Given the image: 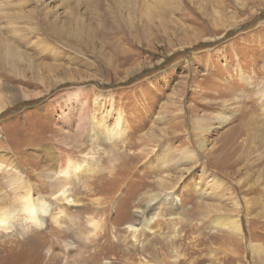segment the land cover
<instances>
[{
    "label": "rangeland",
    "instance_id": "1",
    "mask_svg": "<svg viewBox=\"0 0 264 264\" xmlns=\"http://www.w3.org/2000/svg\"><path fill=\"white\" fill-rule=\"evenodd\" d=\"M0 52L9 62L0 64V153L42 194L37 174L52 167L43 157L50 148L92 166L69 183L58 222L55 205L42 227L15 213L0 238V264H53L57 248L77 264L67 249L94 246L85 237L88 215L107 222L95 264L153 262L155 238L170 243L153 254L165 264H264V0H0ZM92 110L114 127L121 111L123 139L90 144ZM219 111L227 114L222 126L204 121L209 130L191 132L194 116ZM187 146L195 160L181 171ZM180 171L169 189L163 181ZM165 196L176 204L172 214L160 203ZM146 203L162 206L127 228L124 218ZM222 215L240 232L212 224ZM123 235L137 247L131 259L101 254L120 248Z\"/></svg>",
    "mask_w": 264,
    "mask_h": 264
},
{
    "label": "bare ground",
    "instance_id": "2",
    "mask_svg": "<svg viewBox=\"0 0 264 264\" xmlns=\"http://www.w3.org/2000/svg\"><path fill=\"white\" fill-rule=\"evenodd\" d=\"M0 64L4 66H9V62L7 61V56L3 52H0ZM241 75L243 77L245 76L244 74H241ZM258 93L261 97L264 98V81H263V84L260 87H258ZM99 95L100 94H97L96 96L98 97ZM99 99H96L97 103L101 102ZM78 105H80V102L78 103ZM219 112L213 114V116L206 118V119L204 117L194 116L191 120V124H192L191 132H193V134L196 135V133L199 130L200 131H204L206 129L209 130V127L204 128L201 126V124L204 123V121L208 123H210L209 121H213V122L216 121L218 125L222 126L223 123L227 119V114L224 113L223 111L222 112L219 111ZM263 115H264V110H263ZM84 116L81 115L82 120L85 119ZM122 117H123L122 112L121 111L117 112L116 117H115V124H114L115 127L108 126L104 122H99L98 119H96L95 117L94 110H92L91 113L88 115L87 124H86L87 127L85 128L87 130L89 140L92 141L90 142V144L96 143L98 145H101V144H104V142L107 140L123 139V128L121 124L123 120ZM262 129L261 130L264 131V127ZM204 145H205L204 139H199L197 142V148L202 149ZM51 151H52V148H50V153H47V154L44 153L45 155L43 154V157L44 158L47 157L46 159L48 160V162L52 163V167L46 170L43 169L41 173L37 174L38 177H42V183L43 185H46V188L48 189L45 192L46 194L35 193L34 184L29 181V178L25 174L24 170L20 167V165L16 162V160L13 158V156L9 152L0 153V169L3 170L2 176H3V185H4L3 188L0 187V238H1L3 231H7L11 229L12 223L15 217V213L17 212L22 213L25 219H27L29 222L33 223L37 227H42L44 225L45 214L47 212V208L49 205L57 206V208L55 207L56 211H54V213L51 216V219L53 221L58 222L57 220L63 216V212L65 209L62 208L60 204L62 201H67V202L70 201L69 183L72 181V179L77 178L87 168L83 169L84 167L83 164L85 162L82 159L78 158L77 156H72L70 154L63 153L60 150H53V152ZM161 155L157 157V160L158 161L160 160L159 161L160 164L162 163ZM193 155H194V152L188 146L185 147L183 150H181L179 160H181L183 164H185V167L182 168L181 171L189 170L190 167L187 165L192 164L193 161L195 160V158H193ZM87 170L88 171L92 170V166H88ZM121 171L122 170H118L117 172H115V174L113 173L115 176L109 177L108 179L109 183L107 181L106 183L111 184L112 182L115 181V179H118L117 176L119 175ZM181 171L178 172V175H175L174 177H172L171 178L172 180L163 181L165 185H169L168 186L169 189H173L175 185L179 182V180L182 177V174H184ZM98 182L99 181L95 180L94 186L96 183L98 185ZM221 183L222 182L219 179L217 178L214 179V184L220 186ZM176 196L177 195H175V198ZM154 197H151L149 200H154L156 198ZM71 201H75V200H71ZM94 201L98 202V200H94ZM164 202L167 203L166 208L169 209L168 213L167 212L166 213L172 214V212L174 211L173 205H176L175 203H173L174 199L169 198L168 196H165L163 201L160 203H164ZM245 204H246L247 211H249L250 206L248 205L249 201L247 199L245 200ZM160 206H162V204H158L157 207H149L148 203H146L144 207L141 209V213H138V215L136 214L128 215L124 218L125 220L124 222L127 224L126 227L133 228V226L137 224L139 225L144 220L143 216L150 215V219H152L153 215L155 214L154 213L155 209L160 208ZM105 207L106 205H104V208ZM105 210L106 208L103 210L104 213H106ZM163 210H165V208H163ZM260 213L262 212L257 211V214H260ZM86 221L90 229L87 231V234L85 235V237L87 240L90 239V242L94 241V246H93V243L92 244L86 243L85 249L88 250L90 248L91 249L93 248V251L87 255H84L85 249L84 250L80 249V247H78L74 251H70V248L67 249V252L75 253L76 255L75 260L77 264H95V262L97 261L96 257L101 251L103 245L106 243L105 238H107L106 237L107 236L106 234L107 222L102 221V220L100 221L99 219H96L92 215H88ZM212 224L225 227L231 233L240 232L241 230L237 220L232 217H229L228 215H225V216L222 215V216L214 218L212 220ZM135 231H136V228H134L133 231L132 230L130 231L132 233L131 237H134ZM80 235L81 234H77V236L79 237ZM99 240L100 241L102 240V241L99 242ZM172 241H174V238L171 240V242ZM157 243H159L158 246L156 245ZM116 244H117V247H120V248L114 251L113 247H111L110 250H106L105 252H102L101 254L104 256H107L109 252H115L117 257L123 256L125 259H131L133 257L135 253V249L137 247L135 248V247H130L127 245L128 244L127 236L125 235L120 236ZM130 244H133V243H130ZM169 244L170 243H167V244L162 243V240L158 238H155L154 241L151 240L149 242V247L152 249L150 254H151V257L153 258V262L146 261L143 264H165L166 262H168L164 258L162 257L158 258L157 255H153V254L154 253L159 254L160 250ZM67 245H69V243H67L66 246ZM251 246L253 247V245ZM145 248L146 247L143 244L140 246L139 249L142 252L143 251L145 252L146 251ZM2 250L3 248L1 249V251ZM117 254H119V256ZM70 258L71 256L68 253H65L64 250L61 248H57L56 251L51 250L49 257H48V259L52 261L53 264H73ZM129 264H132V263L129 261Z\"/></svg>",
    "mask_w": 264,
    "mask_h": 264
}]
</instances>
